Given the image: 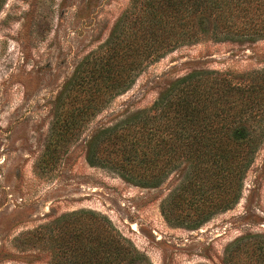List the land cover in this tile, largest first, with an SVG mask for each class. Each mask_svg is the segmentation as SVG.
Wrapping results in <instances>:
<instances>
[{"label":"trees","instance_id":"obj_1","mask_svg":"<svg viewBox=\"0 0 264 264\" xmlns=\"http://www.w3.org/2000/svg\"><path fill=\"white\" fill-rule=\"evenodd\" d=\"M5 0H0L1 5ZM204 39L248 47L264 40V0H129L107 39L77 64L53 104L37 168L52 171L88 124L148 66ZM264 143V69L196 68L167 80L152 104L100 124L84 140L85 161L143 189L171 175L164 221L200 229L240 200ZM47 264H151L105 216L80 209L24 234ZM222 264H264V236L224 248Z\"/></svg>","mask_w":264,"mask_h":264},{"label":"rangeland","instance_id":"obj_2","mask_svg":"<svg viewBox=\"0 0 264 264\" xmlns=\"http://www.w3.org/2000/svg\"><path fill=\"white\" fill-rule=\"evenodd\" d=\"M129 0H5L0 9V264H47L50 253L24 234L80 209L105 215L151 264H222L235 240L264 236V143L239 202L198 230L167 224L160 204L177 185L125 183L85 161L84 140L113 116L149 107L167 81L191 69H264V40L241 47L203 41L148 66L112 100L52 171L37 168L53 104L77 64L108 37Z\"/></svg>","mask_w":264,"mask_h":264}]
</instances>
